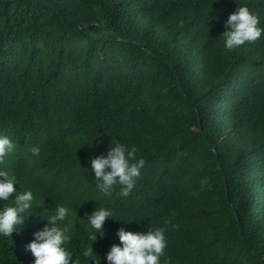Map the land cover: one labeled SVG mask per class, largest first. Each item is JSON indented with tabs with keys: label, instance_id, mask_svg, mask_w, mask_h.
I'll return each instance as SVG.
<instances>
[{
	"label": "trees",
	"instance_id": "1",
	"mask_svg": "<svg viewBox=\"0 0 264 264\" xmlns=\"http://www.w3.org/2000/svg\"><path fill=\"white\" fill-rule=\"evenodd\" d=\"M237 2L264 26V0H0V132L16 141L5 166L37 213L73 210L81 264V216L99 206L116 218L93 242L101 264L121 226L164 227L171 264H264V35L224 47ZM90 22L109 30L76 29ZM116 140L146 160L128 196L100 192L91 169ZM46 222L34 213L0 236V264H33L26 244Z\"/></svg>",
	"mask_w": 264,
	"mask_h": 264
},
{
	"label": "clouds",
	"instance_id": "2",
	"mask_svg": "<svg viewBox=\"0 0 264 264\" xmlns=\"http://www.w3.org/2000/svg\"><path fill=\"white\" fill-rule=\"evenodd\" d=\"M222 32L224 47L234 50L249 41H256L264 35V26L260 16L252 11L247 3H238L224 21ZM93 142L89 145H92ZM34 156L39 157L41 147H31ZM16 151V141L8 134L0 132V236L11 237L12 233L21 230L25 220L32 214L46 218L42 228L34 231V239L26 248L35 257L33 264H81V258H74L73 251L67 246L72 239L69 231L70 212L73 210L65 203L56 202L50 213H37L41 206L36 200V193L31 187L21 189V178L6 165V157ZM91 169L94 172L95 186L105 195H111L117 186L120 194L128 196L136 185L137 178L146 164L143 156H138L137 146L126 142L111 141L107 153L94 154L90 157ZM20 184V188L16 184ZM15 193V196L11 194ZM74 214V213H73ZM81 216V215H80ZM86 227L92 243L82 249L84 257L91 258V264H101L102 256L94 250L93 242L98 234L104 235L106 218H114L113 210L106 206L96 207L86 214ZM116 219V218H114ZM131 222L132 219H125ZM119 242L111 244L106 253L108 264H171L170 257L165 256L167 247L164 227H149L147 231L132 230L121 226L117 229ZM99 253V255H97Z\"/></svg>",
	"mask_w": 264,
	"mask_h": 264
},
{
	"label": "water",
	"instance_id": "3",
	"mask_svg": "<svg viewBox=\"0 0 264 264\" xmlns=\"http://www.w3.org/2000/svg\"><path fill=\"white\" fill-rule=\"evenodd\" d=\"M6 2H9L10 0H4ZM38 1V0H37ZM40 3H42L43 5H46V6H52L54 7L51 3L49 2H46V1H39ZM56 9V7H54ZM90 26H99L100 28L104 29V30H109V27L106 26V25H103L102 23L100 22H90V23H86L85 25L81 26H77L76 29H83V28H86V27H90ZM240 232L241 234H243V231H242V228L240 226Z\"/></svg>",
	"mask_w": 264,
	"mask_h": 264
}]
</instances>
